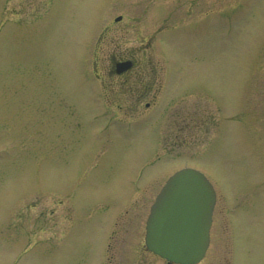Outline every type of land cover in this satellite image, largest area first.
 <instances>
[{
  "label": "rangeland",
  "instance_id": "obj_1",
  "mask_svg": "<svg viewBox=\"0 0 264 264\" xmlns=\"http://www.w3.org/2000/svg\"><path fill=\"white\" fill-rule=\"evenodd\" d=\"M183 168L216 190L199 264H264V0H0V264H163L139 243Z\"/></svg>",
  "mask_w": 264,
  "mask_h": 264
},
{
  "label": "water",
  "instance_id": "obj_2",
  "mask_svg": "<svg viewBox=\"0 0 264 264\" xmlns=\"http://www.w3.org/2000/svg\"><path fill=\"white\" fill-rule=\"evenodd\" d=\"M213 204V189L201 173L176 172L150 208L146 248L167 264L198 263L208 245Z\"/></svg>",
  "mask_w": 264,
  "mask_h": 264
},
{
  "label": "flooded vegetation",
  "instance_id": "obj_3",
  "mask_svg": "<svg viewBox=\"0 0 264 264\" xmlns=\"http://www.w3.org/2000/svg\"><path fill=\"white\" fill-rule=\"evenodd\" d=\"M128 59H131L130 61H132V67L128 70V71H126L125 73H123V74H121V75H114L113 73L116 71V68H115V64L116 63H118V62H120V61H124V60H128ZM112 63H113V68H112V66L110 67L111 69H110V76H120L121 78H123L125 75H127V74H129L130 73V77H134V79H135V77H137L138 76V74H139V72L138 71H136V73L134 74V70H135V68H136V62H135V60L133 59V58H122V57H120V58H114L113 60H112ZM98 79H99V75H95ZM121 82H124V81H122L121 80ZM133 82H135V81H133ZM127 83H129V80L128 79H125V82H124V84L126 85ZM136 85V84H135ZM135 85H132L131 86V82L129 83V89H128V91L131 93V94H133V95H136L138 98H144V97H146V98H148V96H149V94H151V96H152V98H153V93H151L152 91H153V88L151 89V85H150V83L149 82H142V83H140V85L139 86H135ZM128 87V86H127ZM131 89V90H130ZM151 89V90H150ZM106 93V92H105ZM104 93V94H105ZM106 98H107V96H106ZM139 103V102H138ZM137 103V104H138ZM148 105H149V102H147L146 104H145V107H148ZM127 110V109H126ZM124 209V208H123ZM121 210L120 212H118V213H116V215H113V221H111V233H110V235L108 236V237H110V236H112L113 234H114V230H115V227L117 226V224H118V222L120 221L121 222V220H122V218H123V216H124V214H123V212H125L127 209H124V210ZM213 217H214V214H213ZM214 219V218H213ZM212 224H213V222H212ZM211 230H212V226H211ZM211 230H210V233H211ZM109 244V243H108ZM109 245H107V247H108ZM139 246L142 248V251H146V249H145V247H144V245H143V239H142V242L141 243H139ZM139 247V248H140ZM140 249H138V251H139ZM106 252H108V249H107V251ZM140 252V251H139ZM147 252V251H146ZM148 253V252H147ZM163 264H165L164 262H163Z\"/></svg>",
  "mask_w": 264,
  "mask_h": 264
}]
</instances>
